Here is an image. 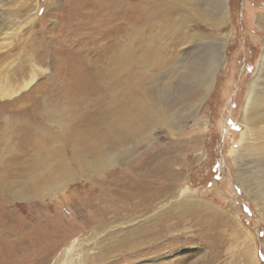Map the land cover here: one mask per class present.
Instances as JSON below:
<instances>
[{
	"label": "rangeland",
	"instance_id": "obj_1",
	"mask_svg": "<svg viewBox=\"0 0 264 264\" xmlns=\"http://www.w3.org/2000/svg\"><path fill=\"white\" fill-rule=\"evenodd\" d=\"M79 1L84 0H6L0 6V264H57L74 239L90 237L99 242L102 235L95 224L113 217L105 210L108 182L122 178L136 182L135 175H140L146 183L149 178L142 173L155 171L162 156L171 153L180 163L172 168L162 166L165 183L180 175L184 200L198 197L208 201V207L215 205L228 212L239 230L254 240L259 262L264 264V220L239 188L232 157L244 130L239 120L248 84L264 57V29L258 24L264 19V0H229L228 23L221 28L199 20L189 25L192 31L216 39L228 36L225 65L195 110L184 106H190L198 95L193 92L187 100L177 101L174 85L181 65H192L199 60L196 54L205 50H192L193 43L176 49L169 40L161 39L155 55L162 51V57L158 63L146 65L149 75L140 77L139 84H134L135 78L129 80L134 93L125 97L124 86L108 79L111 67L102 61L105 54L98 46L105 42L99 40L104 30L101 20L97 18L75 33ZM148 55L140 53L134 60L138 63ZM85 57L92 61L95 79L86 70ZM162 87L173 93L164 91L172 98L164 105L169 121L159 123L152 118L144 136L120 149L128 156L124 161L95 177L81 174L72 159V148L84 149L77 142L81 134L88 131L90 136L113 118H122L119 125H123L141 92L150 95ZM101 139L98 144L103 146ZM57 153L69 159L73 180L43 198L19 199L17 194L31 176L47 175L46 165L59 159ZM172 172L178 175L172 178ZM160 176L157 169L151 178L162 182ZM54 183L49 180L46 185ZM158 202L154 212L179 204L173 197ZM243 240L238 242L240 248H244ZM163 247L167 242L155 247L153 257L135 262H120L119 257L112 264H173L175 258L185 255L182 264H212L207 245L193 246L189 256L171 255ZM235 250L234 259L225 253L221 264H245L236 255L239 249Z\"/></svg>",
	"mask_w": 264,
	"mask_h": 264
},
{
	"label": "bare ground",
	"instance_id": "obj_2",
	"mask_svg": "<svg viewBox=\"0 0 264 264\" xmlns=\"http://www.w3.org/2000/svg\"><path fill=\"white\" fill-rule=\"evenodd\" d=\"M5 2L6 0H0V6L3 7ZM228 2L229 0H84L82 3L79 1L75 9V33L82 30L85 24L87 26L97 18L101 20L104 30L99 40L104 39L105 42L98 46L102 48L101 53L105 54L102 61L111 67L112 73L108 74V79H111L112 83L119 82L124 86L125 97L134 93L133 83H129V80L134 81L135 78L134 84H139L140 77L145 79L149 75L146 65L158 63L162 57V51L159 56L155 55L158 53L161 39L169 40L170 46L176 49L181 44L193 43L195 45L192 50H205V53L196 54L199 60L193 59L192 65H181L174 85V97L172 96L183 102L194 92L198 95L195 102L184 107L187 110H195L203 101L205 94L210 92L215 76L225 65L228 36L216 39L192 31L189 25L194 20H199L212 28L227 25ZM258 24L264 29L263 18L258 20ZM140 53L149 55L137 63L134 56ZM84 59L86 70L95 79L96 72L95 68H92V61L88 57ZM167 90L162 87L159 92L150 95L141 92L136 105L127 113L123 125H119L123 119L118 117L104 121L90 136L87 135L88 131L83 132L77 142H80L84 149L72 148V159L80 166L81 174L88 177L96 176L112 164L124 161L128 156L120 153V149L125 144L144 136L152 118L158 119L159 123L169 121L164 105L172 98L165 93ZM167 93L173 94L169 90ZM239 121L244 130L238 142L239 149L232 151V157L237 165L236 182L264 220V57L257 74L248 84V94ZM99 138H102L103 146L98 144ZM196 142H200V139H196ZM55 156L59 159L46 165L47 175L41 176L40 173H36L31 176L25 188L17 194L19 199L43 198L55 190L64 189L66 184L73 180L75 174L70 167L69 159L61 153ZM177 157L175 153L162 156L163 159L157 167L162 182L151 178L157 169L147 171V174L141 172L144 177L149 178L146 183L140 175H135L136 182L124 178L118 181L110 180L105 210L111 212L113 217L94 226L102 235L101 240L98 242L90 237L74 239L57 264L61 262L112 264L119 257L123 259L120 262L140 261L148 256H155L157 253L155 247L164 242H167V247H163V250H167L171 255L188 252L192 254V247L199 244L210 248L212 264L223 263L225 253H231L234 259L235 249H239V254L236 255L239 259L242 258L245 264H260L254 240L249 233L245 235L239 230V226L228 212L215 205L209 206L212 209L208 210L209 202L198 197L184 200L185 195L178 174L175 181L165 183L161 172L162 166L171 168L177 166L178 161L180 163V158L177 161ZM176 175L171 173L172 178ZM49 180H54L55 183L46 185ZM170 197L179 201L174 209L163 211L159 208L154 212L158 201L162 202ZM230 198L232 200V196ZM119 204L123 206L117 207ZM241 238L244 239L242 242L244 248L238 245ZM185 257L187 255L178 256L173 264H182Z\"/></svg>",
	"mask_w": 264,
	"mask_h": 264
},
{
	"label": "snow or ice",
	"instance_id": "obj_3",
	"mask_svg": "<svg viewBox=\"0 0 264 264\" xmlns=\"http://www.w3.org/2000/svg\"><path fill=\"white\" fill-rule=\"evenodd\" d=\"M229 123H231V122H229ZM234 126V125H233ZM235 127V126H234ZM238 131H239V129H237ZM262 258H264V257H262Z\"/></svg>",
	"mask_w": 264,
	"mask_h": 264
}]
</instances>
